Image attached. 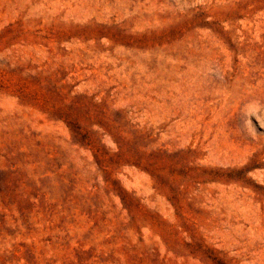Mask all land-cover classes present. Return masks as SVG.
I'll return each mask as SVG.
<instances>
[{"label": "rangeland", "instance_id": "rangeland-1", "mask_svg": "<svg viewBox=\"0 0 264 264\" xmlns=\"http://www.w3.org/2000/svg\"><path fill=\"white\" fill-rule=\"evenodd\" d=\"M0 264H264V0H0Z\"/></svg>", "mask_w": 264, "mask_h": 264}]
</instances>
